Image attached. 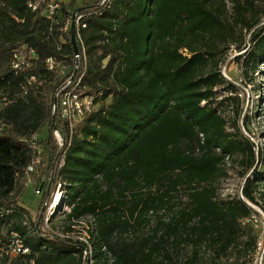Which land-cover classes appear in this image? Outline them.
Masks as SVG:
<instances>
[{"label":"trees","instance_id":"1","mask_svg":"<svg viewBox=\"0 0 264 264\" xmlns=\"http://www.w3.org/2000/svg\"><path fill=\"white\" fill-rule=\"evenodd\" d=\"M31 1L0 0V264H250L257 232L241 196L264 207V143L250 137L240 85L221 66L234 48L247 84L261 73L264 10L249 0L231 11L228 0H43L33 11ZM75 13L86 25L78 60ZM20 49L35 56L16 71ZM49 59L70 72L49 70ZM77 61L76 93L92 104L71 130L58 94L73 88ZM229 162L246 181L221 199ZM29 181L43 190L33 236ZM57 183L71 208L65 233L89 218L88 244L43 231ZM14 234L29 253L11 255Z\"/></svg>","mask_w":264,"mask_h":264},{"label":"rangeland","instance_id":"2","mask_svg":"<svg viewBox=\"0 0 264 264\" xmlns=\"http://www.w3.org/2000/svg\"><path fill=\"white\" fill-rule=\"evenodd\" d=\"M233 0H228V9L231 11L233 7ZM255 3L257 9L264 10V0H249ZM264 21V13L261 16ZM240 53L237 52L234 48L228 54L225 62L222 64V72L223 75L229 80H236V82L240 85V98L243 101L244 105V113L250 116L251 119V132L250 137L256 143V145H262L264 143V64L261 65V73L254 78V81L251 84H247L242 75V70L239 64L235 61V57ZM230 111L231 108H230ZM246 133V132H245ZM48 130L43 129L40 134L41 137H47ZM248 136V135H247ZM243 169L234 162H229L227 166V174L222 179L219 185V196L221 199L238 197L242 194V188L245 184L246 178L242 176ZM255 175V172L250 173V175ZM57 189V187L55 186ZM54 189L53 192H54ZM60 192V201L64 200V194L62 189H58ZM57 190H55V193ZM52 193V192H51ZM50 198V194L46 197V199ZM42 201V196L36 194L35 186L28 182L25 193L22 197V204L27 209L28 217L31 218L25 224L26 228L29 232V235H34V220L37 216V210ZM46 201V200H45ZM50 205L45 207L42 211L41 217L48 218L49 221L45 225L43 224V231L49 233L51 232L55 236H59L60 238L66 237L65 235H69L70 238L79 241H88V229L91 228L92 221L89 218H83L79 221L73 222L72 229L73 232L65 233V229L70 225L69 222L66 221V215L61 216L60 213L66 210L65 206L61 203L59 208L57 207L54 211L49 212L48 208ZM46 210V211H45ZM48 214L50 216H48ZM48 216V217H47ZM45 225V229H44ZM7 234V231L4 230V235Z\"/></svg>","mask_w":264,"mask_h":264},{"label":"built area","instance_id":"3","mask_svg":"<svg viewBox=\"0 0 264 264\" xmlns=\"http://www.w3.org/2000/svg\"><path fill=\"white\" fill-rule=\"evenodd\" d=\"M42 2L43 0H33L29 4V7L33 11H36ZM59 9H60V4L58 2L53 1L49 3L47 7L48 17L49 18L53 17V15ZM83 18H84L83 16H78L77 18H75L76 35H79V36H80V29L86 27V25L82 22ZM75 55H76L77 60L80 59L79 53ZM83 55H84V58H86L85 51ZM29 56H31L30 60H29ZM34 56L35 54L33 50H30V51H27V49L17 50L14 53L13 68L16 71L31 68V64H32L31 60ZM47 65H48L49 70L58 71L63 75L66 74L67 72H70V70H68L64 66H61L60 64H57L53 59H49L47 61ZM79 69H80V62L77 61V65L75 67V72L73 74V77L71 81L66 85V87H68V85H70L75 80V84L73 85V88L58 94L60 98V111H61L62 118L70 123L71 130L75 128L76 122L82 118L84 113L91 109V104H92L91 99L89 98L81 99L80 96L76 93V89L81 84L83 76H84V74H82L81 71L79 72ZM31 81L35 82L36 79L32 77ZM57 139L59 143L62 142L61 137L59 135H57ZM32 148L36 149L37 145L33 144ZM64 162H65V158L64 156H62L60 159L59 165H58V169L62 168V166L64 165ZM39 163H40V157L37 156V158L32 162L31 166L29 167V171L33 172L35 166ZM55 186L57 187V189L54 187L55 190H57V192L55 193V190H54V192L52 191V193H50V198L46 199L45 201V207L50 205L48 210L49 212H51V211H54L57 207L59 208L60 204L62 203L65 206L64 209L66 210L67 214H69L71 212V208L65 205L66 200H65V193L63 191V186L60 183H57ZM58 189H62L63 191V194H64L63 201H60V193H59L60 191ZM36 194L43 196V190L41 189L36 190ZM241 198L243 199V201L246 202L248 207L254 210V213L247 220V222L250 223L257 232L256 248L252 255L250 264H264V207L262 203H260V205H256V204H253L245 200L243 196H241ZM60 214L61 216L66 215L65 211H62V213ZM48 216L50 215L48 214ZM48 221L49 219L45 218L44 220L45 225L48 223ZM45 225H44V229H45ZM65 236L66 237L64 238H70L69 235H65ZM81 242L88 244V241H85V242L81 241ZM10 247H11V255L13 257H16L19 254L29 253V250L24 247L23 242L16 234H14V241ZM86 253L91 255L92 252L89 250V253L88 251Z\"/></svg>","mask_w":264,"mask_h":264},{"label":"water","instance_id":"4","mask_svg":"<svg viewBox=\"0 0 264 264\" xmlns=\"http://www.w3.org/2000/svg\"><path fill=\"white\" fill-rule=\"evenodd\" d=\"M75 16H76V13L74 14L73 22L71 25V39H72V43H73V46L75 49V54H78V49H77V45H76V22H75L76 17ZM56 107H57V105H56ZM49 194H50V189L48 190L47 196Z\"/></svg>","mask_w":264,"mask_h":264}]
</instances>
